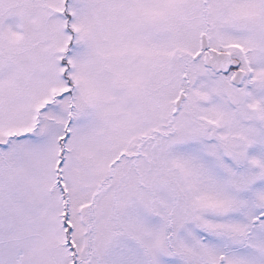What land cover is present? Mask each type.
Segmentation results:
<instances>
[{
	"label": "snow or ice",
	"instance_id": "6c2138e0",
	"mask_svg": "<svg viewBox=\"0 0 264 264\" xmlns=\"http://www.w3.org/2000/svg\"><path fill=\"white\" fill-rule=\"evenodd\" d=\"M0 264H264V0H0Z\"/></svg>",
	"mask_w": 264,
	"mask_h": 264
}]
</instances>
